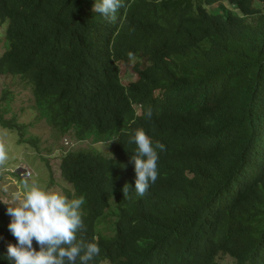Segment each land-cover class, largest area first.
Instances as JSON below:
<instances>
[{"label": "trees", "instance_id": "1", "mask_svg": "<svg viewBox=\"0 0 264 264\" xmlns=\"http://www.w3.org/2000/svg\"><path fill=\"white\" fill-rule=\"evenodd\" d=\"M93 3L0 0V77L30 88L57 135L116 138L114 159L97 147L59 159L70 196L85 200L77 239L100 247L92 264H217L220 253L264 264V0H123L111 20ZM130 63L137 78L124 86L119 65ZM0 126L34 141L1 109ZM138 128L163 145L142 197L122 191ZM5 208L0 252L15 243Z\"/></svg>", "mask_w": 264, "mask_h": 264}, {"label": "clouds", "instance_id": "2", "mask_svg": "<svg viewBox=\"0 0 264 264\" xmlns=\"http://www.w3.org/2000/svg\"><path fill=\"white\" fill-rule=\"evenodd\" d=\"M220 5H214L218 13ZM214 6L207 7L211 14H215L212 11ZM222 6L227 8L224 2ZM121 7H123V0H94L92 11L111 20L116 10ZM4 23H0V27ZM0 40L3 46L0 52L2 56L7 44L3 39ZM5 40H7L6 36ZM134 108L136 116L139 117L141 115L140 106L137 105ZM146 115L150 116V111ZM132 125L127 124L126 126L131 128ZM113 139L116 138L113 137L108 144H112ZM128 142L135 145L130 156L135 176L133 185L129 187L125 183L122 191L125 195L131 188L137 196L142 197L149 185L157 178L156 149L163 150V145L158 142L154 143L142 128L136 129ZM112 151L110 147L109 152H103L109 155ZM107 158L114 159V156ZM5 159V152L0 149V161ZM44 160L46 163V158ZM46 165L47 169H50L49 164L46 163ZM58 169L60 175L59 165ZM10 175L17 178V181L20 180L21 183L32 178L27 169L17 173L13 172ZM66 184L70 190L62 193L59 190L46 189L33 181L31 184H23L20 190L13 191L8 203L0 199V202L6 206L5 214L10 218L6 226L7 230L15 238L14 244L7 243L5 250L0 252V260L7 261L8 264H92L94 258L100 253L98 243L95 240L83 242L76 236L77 230L83 223L82 205L85 200L83 195L71 197L72 188L68 183ZM33 241L38 246V250L33 248ZM224 258L228 259L231 264L235 263L227 254L220 253L216 259L217 264H221L220 261Z\"/></svg>", "mask_w": 264, "mask_h": 264}, {"label": "rangeland", "instance_id": "3", "mask_svg": "<svg viewBox=\"0 0 264 264\" xmlns=\"http://www.w3.org/2000/svg\"><path fill=\"white\" fill-rule=\"evenodd\" d=\"M264 12V4L257 5ZM207 11L210 13L209 9ZM213 13H218L216 6L212 8ZM7 22L0 27V39L5 40V29ZM3 50L2 40H0V52ZM120 78L124 85L136 80L131 63L119 65ZM10 92L2 100L4 92ZM5 95V94H4ZM0 109L5 120L14 118L15 122L23 126V139L33 138V143L20 142L17 130H10L0 126V149L6 154V159L0 161V199L8 203L10 194L18 191L23 184H31L33 181L46 189L59 190L64 193L70 187L61 179L59 175V159L62 153L78 151L97 147L103 151H109L111 143L96 146L91 141H78L71 134L57 135L43 119L34 112V102L32 100L30 88L20 81L19 78L0 77ZM113 148L116 140L113 139ZM105 157H113V151L109 154H102ZM46 163L50 169H47ZM27 169L31 174L30 180L22 183L17 178L10 175L13 172H20ZM21 174V173H20ZM22 175V174H21ZM221 264H231L224 258Z\"/></svg>", "mask_w": 264, "mask_h": 264}]
</instances>
